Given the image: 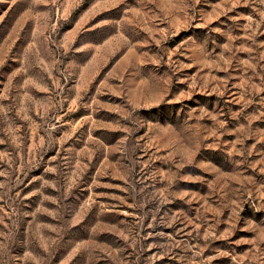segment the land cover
Segmentation results:
<instances>
[{"label": "rangeland", "instance_id": "obj_1", "mask_svg": "<svg viewBox=\"0 0 264 264\" xmlns=\"http://www.w3.org/2000/svg\"><path fill=\"white\" fill-rule=\"evenodd\" d=\"M0 264H264V0H0Z\"/></svg>", "mask_w": 264, "mask_h": 264}]
</instances>
